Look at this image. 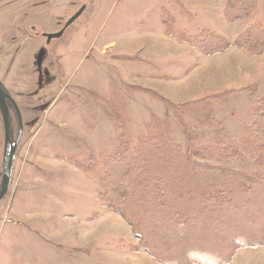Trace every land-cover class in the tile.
I'll return each instance as SVG.
<instances>
[{
    "label": "rangeland",
    "instance_id": "1",
    "mask_svg": "<svg viewBox=\"0 0 264 264\" xmlns=\"http://www.w3.org/2000/svg\"><path fill=\"white\" fill-rule=\"evenodd\" d=\"M178 1L187 12L174 0L87 2V19L49 57L57 80L35 97L34 65L22 68L23 52L12 61L0 51L8 85L22 93L18 102L25 123H31L0 205V264H158L123 216L101 204L94 176L64 156L88 159L144 136L153 116L170 118L173 139L182 146L216 137L238 144L253 107L264 106V54L232 47L206 56L170 37L161 12L167 8L178 29L206 30L235 41L252 23H264V0L254 14L235 22L225 16L228 0ZM227 91L233 92L229 100H216L203 115L199 103ZM114 94L124 103V135L109 114ZM170 104L180 107L178 116ZM37 105V111L28 107ZM212 116L221 128L203 124ZM208 162L264 176V162L249 158L219 163L210 156ZM138 194L133 190L131 199ZM229 264H264V247L240 249Z\"/></svg>",
    "mask_w": 264,
    "mask_h": 264
},
{
    "label": "trees",
    "instance_id": "2",
    "mask_svg": "<svg viewBox=\"0 0 264 264\" xmlns=\"http://www.w3.org/2000/svg\"><path fill=\"white\" fill-rule=\"evenodd\" d=\"M174 1L182 13L187 12L178 0ZM259 7L260 0H228L225 16L235 22L250 17ZM161 18L170 37L194 46L206 56L232 47H240L251 56L264 54V23L260 21L230 41L220 33H191L176 28L167 8L162 10ZM232 93L202 100L199 104L203 105V115L209 114V105L223 99L226 103ZM113 96L116 99L109 102V114L117 122L120 135H124L123 99L118 94ZM170 105L178 116L180 107ZM203 124L221 128L213 116ZM239 140L230 145L216 137L199 146H182L173 139L170 118L153 116L144 136L88 159L74 155L64 158L94 176L101 204L123 216L141 239L142 250L158 264H229L240 249L264 247V210L259 209L264 205V176L210 163L208 158L214 156L219 163L247 158L255 164L263 163V104L253 107ZM133 190L139 192L134 200ZM231 220L238 223L230 226Z\"/></svg>",
    "mask_w": 264,
    "mask_h": 264
},
{
    "label": "flooded vegetation",
    "instance_id": "3",
    "mask_svg": "<svg viewBox=\"0 0 264 264\" xmlns=\"http://www.w3.org/2000/svg\"><path fill=\"white\" fill-rule=\"evenodd\" d=\"M87 2L90 0H0V51L6 53L1 56L16 61L18 54L23 52L22 68L28 69L32 68L31 64L34 65L38 74L39 89L32 94V97L45 91L47 86H52L57 80L56 75L51 73L52 64H47L49 57L56 51L58 45L71 36L75 29L87 19L89 12ZM40 57H43V61L39 66ZM0 82L11 97L10 100H2V104L0 103V163L3 158L2 168L0 167L1 190L6 146L5 111L15 135H18L23 126L22 140L26 126H30L31 123H25V110L18 102V98L23 95L20 92L13 93L9 87L5 66H0ZM38 106L40 105L28 107L37 111Z\"/></svg>",
    "mask_w": 264,
    "mask_h": 264
},
{
    "label": "water",
    "instance_id": "4",
    "mask_svg": "<svg viewBox=\"0 0 264 264\" xmlns=\"http://www.w3.org/2000/svg\"><path fill=\"white\" fill-rule=\"evenodd\" d=\"M42 61H43V57H40L38 62L39 66L41 65ZM10 98L11 97L7 89L0 82V103L2 104V100H6V99L10 100ZM15 108L18 111L16 106ZM5 121H6V146H5V154H4L3 183H2V189L0 190V205L7 196L8 190L11 185L16 154L23 136V126L20 128L18 135L14 134L6 111H5Z\"/></svg>",
    "mask_w": 264,
    "mask_h": 264
}]
</instances>
